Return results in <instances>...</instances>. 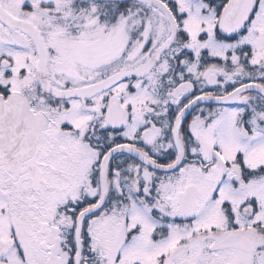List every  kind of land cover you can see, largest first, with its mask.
I'll return each mask as SVG.
<instances>
[{
  "label": "snow or ice",
  "instance_id": "snow-or-ice-1",
  "mask_svg": "<svg viewBox=\"0 0 264 264\" xmlns=\"http://www.w3.org/2000/svg\"><path fill=\"white\" fill-rule=\"evenodd\" d=\"M0 264H264V0H0Z\"/></svg>",
  "mask_w": 264,
  "mask_h": 264
}]
</instances>
